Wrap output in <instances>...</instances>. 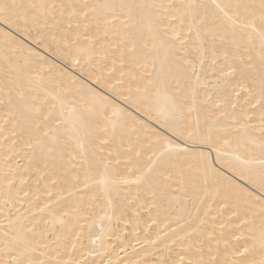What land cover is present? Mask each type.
Segmentation results:
<instances>
[{
    "label": "snow or ice",
    "instance_id": "6c2138e0",
    "mask_svg": "<svg viewBox=\"0 0 264 264\" xmlns=\"http://www.w3.org/2000/svg\"><path fill=\"white\" fill-rule=\"evenodd\" d=\"M0 40V264H264V0H0Z\"/></svg>",
    "mask_w": 264,
    "mask_h": 264
},
{
    "label": "bare ground",
    "instance_id": "6f19581e",
    "mask_svg": "<svg viewBox=\"0 0 264 264\" xmlns=\"http://www.w3.org/2000/svg\"><path fill=\"white\" fill-rule=\"evenodd\" d=\"M20 2L24 3V4H31V3H36L37 5L41 4V3H51L53 2V0H20ZM90 3H96L98 2V0H89ZM42 11V10H41ZM26 48H30L32 47L31 42L28 40L24 41ZM3 46V41L0 40V47ZM36 51L41 55H46V53L43 51L42 48L37 47ZM51 51V49H49V52ZM31 53L26 51V50H21L19 53V56L21 58V62H24L25 59L31 57ZM33 59H38V57H35ZM52 62V58L51 56L48 57V64L43 65L44 68V72L45 74H48V66L49 64H51ZM29 63H31V61H29ZM35 66V65H33ZM65 71L64 68V64L63 63H59V67L56 69H53L51 72V76L59 78V74L61 72ZM79 71L78 69H74L71 66H69L68 68V72L72 75H75L76 72ZM138 82H133L131 84V87L133 89V91H135L136 87H137ZM140 87H143L142 84L139 85ZM127 87L128 84H125V87L123 89H120L117 91L115 96L109 95L108 96V104H111L113 102V100L115 101L116 104H119L121 106H123V97H126L128 95L127 92ZM78 88L79 85H77L75 88H72L71 90L65 91V95L68 98V101L71 103L73 101L82 104L83 103V99L79 98V93H78ZM121 93L123 94V96L121 95ZM107 94V91H106ZM163 99L160 100V103L163 104ZM142 111H141V118H143L146 122H147V116L148 113L152 111L151 108V104L150 103H145L141 105ZM153 127H157L153 121ZM158 127H157V131H158ZM152 140H155V137H152ZM147 142V141H146ZM106 154V153H105ZM134 166H135V160L129 162L126 156H122L120 158V163L117 164L115 159H113L112 161V169L114 170V172L117 174V178H119L120 176H123L125 179L131 180L132 177V171L134 170ZM121 195H127L129 198H135L137 196V191L135 186H128L127 188H124L123 186L121 187ZM140 199L141 202L144 199V194L141 193L140 194ZM189 210H191V205H189ZM217 210H218V205H214L212 208V214L216 215L217 214ZM203 211V209H202ZM156 216V213L154 211L152 212H141L140 213V219H141V230L144 228V221L148 220L149 216ZM231 215V213L227 212L226 210L223 212V215L220 216V220L223 221L225 223V227L222 230L224 233V238L228 239L230 242V245L232 246H243L244 245V241L246 239V231L239 229V221H236L235 223H228L227 222V218ZM161 220L163 219L162 217L160 218ZM162 226V225H161ZM155 227V226H154ZM219 231V230H218ZM151 232V230H150ZM148 233H144L143 231H141V235L142 237L147 235ZM238 236L239 239H235L234 237ZM87 243V242H85ZM223 246V245H221Z\"/></svg>",
    "mask_w": 264,
    "mask_h": 264
}]
</instances>
